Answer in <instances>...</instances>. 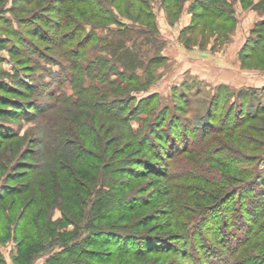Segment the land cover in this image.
<instances>
[{
	"label": "rangeland",
	"instance_id": "rangeland-1",
	"mask_svg": "<svg viewBox=\"0 0 264 264\" xmlns=\"http://www.w3.org/2000/svg\"><path fill=\"white\" fill-rule=\"evenodd\" d=\"M30 1L33 0H0V197L11 191L19 194L17 198L12 196L6 199L3 206L4 212H0L2 215L0 216V257L8 264H13V259L18 255H22L26 261L33 257V264H210L209 255L219 254V257L215 255V260L211 264H249L248 255L258 253L257 246L253 244L254 241L264 244L258 241L257 234L251 230V227L258 230L264 222H256V215L251 216L249 208L263 200L264 190L262 186L257 185L253 192L252 189H246L244 186L248 184V178L228 173L225 163L221 160L217 163H207V157L216 151V147L209 148V139L204 140L201 129L205 124L208 130L211 129L210 126H213L208 121L206 112L216 88L214 82H209L206 78L204 82L199 81L196 75L191 73L189 65L196 61L195 57L201 51L208 50L209 52L203 53L210 57L198 60L206 68L212 55L217 59L218 54H221L219 57L221 61L231 48L233 51L229 57L233 59L230 60L237 64L235 60L237 49L248 40L255 23L264 20V11L253 7L244 9L239 0H229L234 2L235 15L238 19L236 27L229 32L227 38L220 37V41L217 39L218 34L214 32L215 29L211 27L210 32L212 33H207L208 41L204 48L201 47V37L191 39L190 43L186 40L189 37L188 34L184 35V39L180 37L181 25L183 28L188 26L183 19L184 23L181 24L180 19L185 12H189L192 4L190 0L187 1L180 18L173 23L168 19L166 9L161 6V0H149L157 19L159 34L152 37L156 39L155 43H145L143 42L144 36L138 38L137 33L132 34L135 41L137 40L132 51L138 53L137 56L143 63L137 71L139 86L134 84V89L128 90V84L125 81L122 86L124 90L118 89L117 85L121 81L118 72L123 70L121 64H117L120 68L116 70L117 73L112 71L106 74L95 70L96 65H92L90 71L82 76L83 87L88 89L91 97L93 95L101 97V93L89 90L90 88H97L102 93L108 94L110 113L98 109H66L67 107L63 111L62 107L60 110L48 113L52 116L45 115L32 120L33 117L41 115L39 114L41 110H48L49 107L54 106L55 97H71L77 100L79 90L76 88L78 72L72 70L74 63L63 58L69 50V45L59 46L54 51L50 50L54 40H58L57 44L61 45L60 38L57 39V37L63 35L64 32L59 34L57 30H54V26L59 23V9L65 13L69 10L68 4H63L65 0H36L32 4ZM122 19L132 27L133 24L130 21ZM84 26L89 32L92 31V24ZM111 30L117 32L119 28L115 25L97 27L96 34L106 40L105 42H110L111 45L121 38L119 35L112 34ZM122 38L126 39V37ZM108 43L100 44L94 50L89 48L84 63L94 61L98 56L111 58L110 49L106 45ZM126 43L131 46L132 39L127 38ZM211 47L212 49H209ZM158 53L164 57L162 63L153 65L147 70L146 66L149 61ZM244 72L238 70L239 76L245 78L244 86L257 77H264L256 71ZM187 85H189L188 94L184 90L187 89ZM136 89L139 90L136 91ZM20 91L25 95L22 96ZM257 94L256 102L246 107L250 112L256 111L259 102L264 104V92L258 90ZM151 96L156 97L154 105L147 109L141 108V102ZM235 99L233 95L231 102ZM240 106L241 102L238 101V111H241ZM227 109V106L222 108L218 114L223 115ZM213 110L215 111V108ZM164 111H167L168 121L158 130L157 127L162 124L164 118ZM120 112L119 118H130L133 133L136 134L146 129L149 144L154 146L153 151L137 150V145L130 147L133 133L122 131L123 128L116 119ZM93 114L98 117L95 123L90 119ZM52 119H56L54 123L56 126L53 129H57L60 133L67 134L83 124L96 127L95 138L101 137L104 144H113L110 156L115 157L118 150L126 151L121 155L123 161L129 160L132 164L126 168L129 172L115 173L106 168L107 160L102 162L95 160L90 163L92 165L90 168L89 165L82 164L79 171L84 173L86 169L88 171L92 169V174L98 176L97 180L90 184V177L88 178L86 185L90 188L87 191L83 190L84 194H82L80 204L73 205V202L68 200L62 202V199H59L58 201L62 203L61 208L54 207L57 196L53 178H50V182L48 179H42L41 186L37 185L38 183L29 185L34 176L29 173L30 169L27 170L29 165L32 167L51 159L44 156L39 140L44 139L42 134L45 124L52 122ZM81 119L84 120L81 121ZM173 122L180 126L177 128L180 129L179 131L184 130L183 134L180 132L181 137L177 142H174ZM84 125L81 128L82 131ZM247 125H254L256 131L253 133L245 126L238 133L250 135L258 149L256 151L245 150V143H238V138L237 140L235 138L236 142H230L233 147L229 146L231 148L229 150L237 152L239 158L249 155L257 157L254 162L255 166L254 163L253 166L256 168L259 162L258 169L263 172L264 123L260 124L256 121L248 122ZM152 126H154V131H159H157L158 134L162 131L165 136L164 144L155 142L156 134L149 132ZM149 127H151L150 130H148ZM112 128L113 131L109 133L108 131ZM145 137L142 136L141 139ZM67 140L77 139L69 135ZM102 147V145H97L94 149H88L93 155H89L90 161H93L95 157L103 156ZM226 152H224L225 155H227ZM151 155L154 156L153 161H149ZM68 157L71 159L72 155H66L65 159ZM142 158H145V163L149 164L152 169L167 171L169 175L171 171L175 172L174 175L169 176L171 180H174L177 174L191 181H172L173 188L169 191V187L165 185L166 176L149 175L151 172L144 173L146 167H138L140 165L138 162L142 161ZM217 158L220 159L221 155ZM253 166L250 168L252 169ZM117 167L120 166H115L114 169ZM247 167L249 163L243 162L239 165L241 169ZM136 172H139L140 176H134ZM206 172L217 178L216 183L211 181L214 185H211L208 180L205 181ZM143 174L144 177H142ZM104 178L110 180L111 187L112 181L129 183L123 193L116 195L113 192L111 194L113 204L120 200L129 202L132 199L143 202L131 213V218L126 222L117 220L116 224L108 225L110 228L102 225L108 228L107 230L110 229L109 233H113L114 236L123 237L119 247L128 246L124 240L133 237L132 239L138 241V245L133 246L138 249H146L147 245H163L164 243L170 250L162 254H151L140 261L127 250L124 256L117 257V248L112 249L109 246L91 248L86 252L85 246L87 245L83 244L81 240L83 238L79 235L88 234L94 230L97 236L106 231L101 226H94L92 221L97 210L106 203V194L111 189L107 183H102ZM175 183H179L180 188L184 189V191L179 189L183 191L182 194ZM27 186H31L29 190ZM242 187L244 190L236 194V190ZM21 198L25 203L23 200H18ZM31 199L35 201L33 205L36 209L25 212L24 204ZM41 201L50 204L48 227L53 229V233L46 234L44 250L41 251L35 245L30 244L26 250L22 251L20 244L24 233L22 236L21 233L18 234L15 224L23 213L30 214L28 220L31 216L36 218L41 208ZM11 205L13 208L9 212ZM62 205L65 209L66 206L69 207V210L66 209L69 216L67 219H64ZM115 213L117 214V211ZM9 216L11 218L7 219L6 217ZM22 229L23 226L18 231ZM58 232L63 236L55 237ZM249 236L252 238L247 240ZM62 241L69 242L71 247L75 244L79 246V256H61L60 263L51 262L53 256L58 254V244ZM57 242L56 246H51V243Z\"/></svg>",
	"mask_w": 264,
	"mask_h": 264
},
{
	"label": "trees",
	"instance_id": "trees-1",
	"mask_svg": "<svg viewBox=\"0 0 264 264\" xmlns=\"http://www.w3.org/2000/svg\"><path fill=\"white\" fill-rule=\"evenodd\" d=\"M36 1V0H33ZM33 1H30L32 4ZM189 0H161V6L166 9L167 17L170 20V22H174L175 20H178L185 9V5ZM192 4L189 7V13L192 15L191 23L184 28L181 33L180 37L185 38L184 35H187L189 37L186 38L187 42H192L191 39H197L201 37V47L206 46V41H208V34H211L210 28L215 29V33H217V39L219 40L220 37H228L229 32H231L238 22V19L235 15V7L234 2L229 0H190ZM242 7L244 9L248 8H255L259 11H264V0H259L258 2L256 0H239ZM67 3L69 6V10H67L65 13L62 11V9L58 11L59 14V23L55 24L54 30H57L60 34V32H64L63 35L58 38H60L61 45H58V40H54L51 45V51H54L56 48H59V46H68L69 50L66 51V55L63 58H67L69 62L73 61L74 66L72 67V70L74 72H78L77 75V84L76 88H78L77 92V100H73L70 98H64V97H55V103L54 106L49 107L48 110H41L39 112V116L33 117L32 120H36L39 117H43L45 115H48V113H51L55 110H60L63 107V111L70 108H88V109H98V110H104L107 111V113H110V103L108 102L107 98L109 97L108 94L102 93L97 88H90L89 90L97 91L101 93V97H98L96 95H91L88 93V89L83 87V79L82 76L85 74V72L90 71V66L96 65L97 69L100 72H103L104 74L108 72H116V70L120 69L118 68L117 64H121L123 66V70H120L118 72V75L121 78V81L117 85L118 89H123L122 86H124V82H127L128 90H133L135 85L139 86V78H138V68L142 67L143 63L138 58V53H135L132 51L134 45L137 43V40L133 38L134 33H137L138 38L141 36H144L143 42L155 43L156 39H152L153 36L159 34V30L157 27V19L155 16V13L152 11V6L149 0H65L63 1V4ZM62 7V6H61ZM122 18L127 19L130 21L133 25L132 27L128 25ZM85 24H92V31H88L87 28L84 26ZM111 25H115L119 28V31L111 30L112 34L119 35L121 38L117 43H112L110 45V42H105L106 40L98 37L96 34V28L97 27H109ZM136 26V27H135ZM57 27V29H56ZM134 27V28H133ZM208 33V34H207ZM126 37V39H132L131 46L127 45L126 39L122 38ZM203 39V40H202ZM220 41V40H219ZM71 42V43H70ZM70 43V44H69ZM106 44L107 47L110 49L109 53L111 55V58L109 56H98V58L94 61H90L89 63H84L88 51L94 48L98 45ZM94 44V45H93ZM93 45V46H92ZM156 57L151 58L148 65L146 66V69L149 70L153 65L162 63L164 57L161 55L156 54ZM240 58L242 61V65L244 68H256V69H264V20L257 23L253 30L251 31V35L246 41L244 47L241 50ZM157 61V62H156ZM36 63V62H35ZM95 73V71H94ZM117 73V72H116ZM81 77V78H80ZM80 78V80H79ZM115 85V84H114ZM27 86V85H26ZM83 87V88H82ZM115 87V86H114ZM27 89V87H25ZM25 89V91H26ZM29 89V88H28ZM124 90V89H123ZM139 89H136V91ZM185 93L188 94L189 91V85H187V89H184ZM263 91V89H242L239 91L232 90L230 87L226 85H221L216 88V91L214 95L211 97V104L208 106V111L206 112V117L210 123L213 124V126H210L211 129L208 130L207 124L205 126L203 125L201 128V131L204 136V140L209 141V148L212 149L216 147V151L212 153V155H209L207 157V163H217L218 160H221L223 163H225V168L227 169V172L230 174H233L234 176L238 177H245L248 178L249 182L246 184V189L248 190L252 189L253 192L257 186H262L264 190V171H259V162L255 166V161L257 157H253V155H249L245 158H239L237 155L238 153L235 151H231L229 146H232L230 142H236L238 138V143H245V150L249 151H256L258 149V146H255V142H253L250 137L247 134H240L238 133L241 128H248L251 132H255L256 129L254 128V125H247L248 122H260L264 123V104L259 102V105L257 106V109L255 112H250L249 109L247 110L248 104H253L256 102V99L258 98L257 91ZM119 92H125L122 90H118ZM21 95L24 96L25 93H22ZM90 92V91H89ZM131 92V91H130ZM91 93V92H90ZM234 93V94H233ZM20 94V93H19ZM92 94V93H91ZM103 94V95H102ZM235 95L236 99L231 102L232 96ZM4 99V98H3ZM1 99V100H3ZM156 97L151 96L148 99H144L141 102V108L147 109L149 107H152L154 105ZM238 101L241 102L240 110L238 111ZM253 101V102H252ZM6 103V102H5ZM228 107L226 113L223 115L218 114V112L221 111L222 108ZM65 107H67L65 109ZM215 108V111L213 110ZM20 109V108H18ZM66 112V111H65ZM215 112V113H213ZM119 115L116 117L119 124L122 126L124 132L131 133L132 132V126L130 124V118L128 117H120ZM48 116H52L49 114ZM133 116V114H131ZM222 116V117H221ZM235 116V117H234ZM163 121L162 124L158 125L157 129L160 130V128L164 125L165 122L168 121L167 119V111L163 112ZM98 117H96L94 114L91 115V118L94 123L95 120ZM222 118V119H221ZM58 119V118H57ZM52 122H48L45 124L44 127V139L41 141L39 140V144H41V147H43L41 150L44 153L45 157H50L51 159L48 161H44L41 164L33 165L32 167L29 165L27 166V170L31 171L29 172L34 176L32 178V181H30L29 185H33V183H38L37 185L41 186L42 179H48L50 182V178H53V184L56 186V206L57 208H61V204L58 200L62 199L61 201L64 202L68 200L69 202L79 203L80 199L82 198L83 190L87 191L90 187H88V178L90 177V184L97 180L96 174H92V169H86V172L81 173L79 169L81 168L82 164H85L86 166L89 165V168L92 166L90 163L97 160V162H102L104 160H107V167L110 170L115 171V173H126L129 172L126 170V168H129L132 164L129 160L123 161L122 155L126 151L122 149V151L118 150L116 151V156H110V151L112 150V143H105L104 140L100 138H95L94 131L96 127L88 125H84V130L82 131L81 128H83V125L75 128L74 130L70 131L69 133H63L58 132L57 129H53L54 126H56L54 123L56 122V119H52ZM84 119H81V121ZM234 120V123L232 121ZM205 121V120H204ZM203 121V122H204ZM78 122V121H77ZM215 126V127H214ZM179 125L175 124L173 122L172 128H173V135L174 142H177L179 137H181L180 132L183 134L184 130L179 131L180 129ZM60 128V127H58ZM147 128V127H146ZM151 127L148 128L150 130ZM154 126H152V129L149 131L150 134H156L155 136V142H159L161 144L165 143V136L163 135L162 131L158 134L157 131H154ZM107 131V130H106ZM113 131V128L109 130L108 132ZM146 129L143 131L140 130L138 133H133V138L131 139V146L130 147H138L137 150H148L149 152L154 150V146L149 144V139L147 138L148 132ZM260 133L262 132V129L259 130ZM86 132V133H85ZM156 132V133H155ZM159 132V131H158ZM108 133V134H109ZM73 135L74 139H77L75 141H69L67 140L69 135ZM1 135V134H0ZM177 135V136H176ZM142 136H146L144 139H141ZM76 137V138H75ZM185 137L187 140V135L185 133ZM236 138V140H235ZM241 139V140H240ZM258 142V141H257ZM259 143V142H258ZM263 143V142H261ZM99 146L102 147V153L103 156L95 157L93 158V161L91 160V151L88 149H94ZM212 146V147H211ZM233 147V146H232ZM227 151V155L224 154V152ZM224 154V155H223ZM66 155H72V158L65 159ZM221 155V158H217V156ZM93 156V155H91ZM90 157V158H89ZM149 161H153L154 156L149 157ZM142 161H139L138 167L141 166L146 167V170L144 173L151 172L149 175H156L158 176H166L165 185L170 188H173L172 181L177 180V182L182 181H191L187 178L181 177V176H175L174 180L170 179V175H174L175 172H170V175L167 171L161 172V170L152 169L151 166L149 167V164L145 163V158L141 159ZM249 163V167L245 169L239 168V165L242 163ZM63 163V164H62ZM77 165H74V164ZM254 163V166H253ZM62 164V165H61ZM222 164V163H221ZM55 165V166H54ZM79 165V166H78ZM115 166H120L114 169ZM250 166H253L252 169ZM77 167V168H76ZM129 170V169H128ZM26 172V171H25ZM139 172L134 173V176H140ZM206 180L210 182L211 185H214V181L216 183V179L213 175L209 174V172H206ZM93 176V177H92ZM145 175L143 174L142 177ZM109 179L104 178L102 183H107V186L111 187V183ZM211 181L213 183H211ZM219 181V180H218ZM48 182V183H49ZM220 182V181H219ZM112 187L110 191L106 194V203H104V206L102 205L96 212L95 216L93 217L94 220V226L99 227L102 225L108 226L112 224H116V221L126 222L131 218V213L134 212L135 209L138 208V205H142L143 202L137 201L135 199L128 201H118L114 202L111 198V194L114 192L116 195H119L123 193V191L129 186V183H116L112 181ZM261 183V184H260ZM118 184V185H117ZM177 185V189H183L180 188L179 183H175ZM185 184V183H184ZM186 188L187 185H184ZM179 186V187H178ZM28 187V186H27ZM31 186H29L27 189L29 190ZM108 187V188H109ZM63 188V191L61 192ZM241 190H244L243 187L236 190V194H239ZM184 191V189H183ZM179 190V192H182ZM63 193V195H62ZM58 194V195H57ZM235 194V193H234ZM19 194L16 191H11L8 194H6L3 197H0V212H4V201L12 196L13 198H17ZM263 200L255 203L252 207L249 208L250 212L249 214L251 216H255L256 222H264V191L262 193ZM19 201L24 199H18ZM17 200V201H18ZM35 201L31 199L27 204H24L25 212L33 211L36 209L34 207ZM64 204V203H63ZM111 205H113L111 207ZM49 203H44V201H41V208L37 212L36 218L34 216H31L28 220V216H30L29 213H23V215L20 216L18 221L16 222V232L18 234L24 233L23 238L21 239L20 248L22 251L26 250L30 246V244L35 245L38 249L41 251L45 249V237L47 236V233L52 234L53 229H49L48 221L49 220ZM53 207V206H52ZM12 205L9 208V212H11ZM66 209L69 210V207L66 206ZM65 209L64 205H62V210L64 211V219H67L68 212ZM117 211V214L115 213ZM5 216V214H3ZM2 216V215H0ZM27 216V217H26ZM90 216V215H89ZM7 219H10L11 217H6ZM27 220V221H26ZM25 221L26 226L24 228ZM58 222V221H57ZM255 222V223H256ZM99 224V225H98ZM23 226V231H18L19 228ZM93 226V225H92ZM103 228V230H106L105 233H100L99 235L95 236L94 230L89 232L88 234L79 235L83 244L87 245L85 246L86 252L90 251L91 248H97L102 246H109L112 249L117 248V257L124 256L123 254L126 252L125 250L129 251V253H132L134 257L140 261L143 258H146L147 256L151 254H162V252L168 251L170 249L166 248L165 244L163 245H147L146 249L143 248H137L134 247V244H137V240L132 239L133 237H129L128 240H124L125 244H128V246L119 247V244L123 240V237L117 236L113 233H109L110 229ZM110 228V226H108ZM147 227V226H145ZM48 230V232H47ZM252 232L257 234L258 241L264 242V223L259 226L258 230L255 227H251ZM25 231V232H24ZM107 232V233H106ZM63 235L58 232V234L55 237H62ZM83 236V237H82ZM124 236V235H123ZM54 237V236H53ZM75 237V236H74ZM188 237V236H187ZM259 237V238H258ZM51 238V237H50ZM77 238V236H76ZM126 238V237H125ZM252 237L249 236L247 240H250ZM131 239V240H130ZM53 240V239H52ZM77 240V239H75ZM76 242V241H75ZM247 243V242H246ZM57 243H51V246H56ZM252 244V242H251ZM255 246H257V251L255 255L251 253L248 255V262L249 264H264V244H259V242L254 241ZM138 245V244H137ZM58 254L53 256V258L50 260L54 263H60L61 262V256H79L78 255V249L79 246L76 244L74 247H71L69 245V242L62 241V243L59 242L58 244ZM219 257V254H215ZM215 255L211 254L209 255L210 264L212 261L215 260ZM92 259V258H91ZM0 264H8L5 259L0 257ZM13 264H33V257L30 260H24L22 255H18L13 259ZM197 264V263H194Z\"/></svg>",
	"mask_w": 264,
	"mask_h": 264
},
{
	"label": "crops",
	"instance_id": "crops-1",
	"mask_svg": "<svg viewBox=\"0 0 264 264\" xmlns=\"http://www.w3.org/2000/svg\"><path fill=\"white\" fill-rule=\"evenodd\" d=\"M192 15L187 11L185 12V15L181 17V24L185 22L186 26L190 24L191 22ZM182 19L185 20L182 22ZM180 23V22H179ZM257 24V22L255 23ZM183 26L181 25L180 30L182 31ZM246 43V42H245ZM245 43L237 49V55H236V62L237 64H234L233 57H229L230 54L232 53V48L228 50V53H226L223 56V59L221 61L219 60V57H221V54H218V58L216 59L214 55H212L211 60L209 61V65L206 66V68L203 67V64H201L199 61L201 60L200 58H208L210 57L209 55H206L203 52H209L208 50L201 51L200 54H198L195 59L196 61H193V63H190L189 69L191 73L196 75L199 79V81L204 82L205 78L209 82H214V87L217 88L221 85H226L230 87L232 90H242V89H252V88H258V89H263L264 88V77H260L257 79L255 78L251 82H248V85H245V78L243 79L241 76H239L238 70L241 72L244 71H256L258 73H261L264 75V69H256V68H244L242 65V61L240 58V53L242 48L244 47ZM209 49H212L209 48ZM220 55V56H219ZM199 57V58H198ZM215 58V59H214ZM199 60V61H198ZM245 73V72H244ZM216 82V83H215Z\"/></svg>",
	"mask_w": 264,
	"mask_h": 264
}]
</instances>
